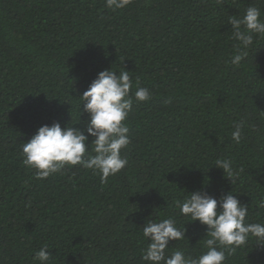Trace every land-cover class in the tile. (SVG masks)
<instances>
[{
    "label": "trees",
    "instance_id": "16d2710c",
    "mask_svg": "<svg viewBox=\"0 0 264 264\" xmlns=\"http://www.w3.org/2000/svg\"><path fill=\"white\" fill-rule=\"evenodd\" d=\"M253 5L264 13L259 0H132L116 11L105 0H0V264H39L45 246L48 264H145V221L169 217L186 240L170 241L166 255L198 257L206 226L177 201L199 191L230 192L248 206L246 223H264V39L228 63V17ZM106 69L129 72L130 94L137 80L152 94L126 120L128 165L104 181L80 165L37 179L23 143L43 125L83 130L79 98ZM218 159L232 162L234 183ZM225 255L224 264H264L254 238Z\"/></svg>",
    "mask_w": 264,
    "mask_h": 264
},
{
    "label": "clouds",
    "instance_id": "9594fccd",
    "mask_svg": "<svg viewBox=\"0 0 264 264\" xmlns=\"http://www.w3.org/2000/svg\"><path fill=\"white\" fill-rule=\"evenodd\" d=\"M130 3L132 0H105L106 7L113 11L122 10ZM259 3L264 4V0H259ZM262 15L261 8L253 5L245 9L243 16L228 17L236 49V54L228 62L230 65L238 66L247 58L254 42L264 39ZM118 73L112 69L100 71L80 96L83 111L88 115L83 130L74 124L64 128L59 123L43 125L23 143L22 162L26 168L35 170L37 179H46L65 167L80 165L100 174L104 181L128 165V159L121 154L130 144L126 120L134 102H147L152 94L148 88L139 87L138 80L134 94H130L133 81L129 72L123 70ZM245 126L243 118L234 122L231 135L235 143H240ZM89 137L93 138L90 145L94 155L89 153L90 145L86 147ZM215 167L222 170L229 181L235 182L234 177L238 174L233 171L230 160L218 159ZM177 207L181 215L206 226L205 235L209 238L204 245L207 251L198 257L186 255L179 249L166 255L170 241L186 240L185 225L181 230L172 217L147 219L142 227L143 238L148 241L141 257L145 264H224L225 252H235L249 238H254L258 246H264V223H246L248 206L230 192L219 199L203 191L190 193L182 202L177 201ZM256 208L264 209V198L257 202ZM50 257L45 246L36 253L35 260L39 264H48Z\"/></svg>",
    "mask_w": 264,
    "mask_h": 264
}]
</instances>
